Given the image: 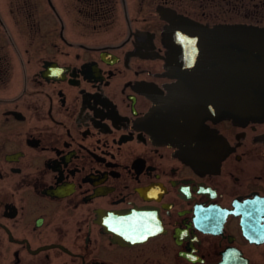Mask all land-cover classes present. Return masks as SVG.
Instances as JSON below:
<instances>
[{
    "label": "flooded vegetation",
    "instance_id": "1",
    "mask_svg": "<svg viewBox=\"0 0 264 264\" xmlns=\"http://www.w3.org/2000/svg\"><path fill=\"white\" fill-rule=\"evenodd\" d=\"M177 19L264 0H0V264H264V117L171 97Z\"/></svg>",
    "mask_w": 264,
    "mask_h": 264
},
{
    "label": "water",
    "instance_id": "2",
    "mask_svg": "<svg viewBox=\"0 0 264 264\" xmlns=\"http://www.w3.org/2000/svg\"><path fill=\"white\" fill-rule=\"evenodd\" d=\"M174 22L163 33L171 51L168 69L179 81L171 97L233 120L264 117V28ZM206 77H216V85ZM163 102L158 98L150 113L158 122L169 120Z\"/></svg>",
    "mask_w": 264,
    "mask_h": 264
}]
</instances>
